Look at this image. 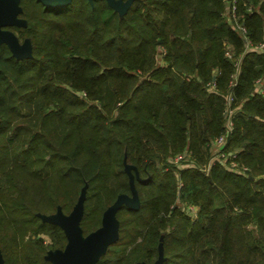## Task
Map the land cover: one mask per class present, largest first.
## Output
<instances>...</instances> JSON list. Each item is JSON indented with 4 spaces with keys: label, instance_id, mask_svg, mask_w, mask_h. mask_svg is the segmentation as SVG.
<instances>
[{
    "label": "trees",
    "instance_id": "obj_1",
    "mask_svg": "<svg viewBox=\"0 0 264 264\" xmlns=\"http://www.w3.org/2000/svg\"><path fill=\"white\" fill-rule=\"evenodd\" d=\"M20 6L26 25L9 28L29 39L31 56L0 45L4 264H53L44 255L66 237L39 215L69 213L84 184L80 226L98 228L130 194L125 164L140 205L116 211L118 239L95 264H152L160 245L161 264H264V50H245L225 1L133 0L122 14L106 0ZM237 13L252 44L262 42L264 0H238ZM224 134L219 151L245 173L209 160Z\"/></svg>",
    "mask_w": 264,
    "mask_h": 264
},
{
    "label": "water",
    "instance_id": "obj_2",
    "mask_svg": "<svg viewBox=\"0 0 264 264\" xmlns=\"http://www.w3.org/2000/svg\"><path fill=\"white\" fill-rule=\"evenodd\" d=\"M45 7H62L69 4L70 0H37ZM92 3L94 0H88ZM107 3L120 14L125 12L133 0H106ZM22 8L20 0H0V45L6 44L13 56L17 59L31 56V44L28 39L19 43L17 36L8 29L12 26H25L26 21L19 17ZM124 170L129 178L130 194L120 193L116 199L102 213L101 225L95 230L84 235L80 226L83 214L86 184L79 192L77 200L69 213L65 214L60 206L51 214H40L43 221L58 225L62 228L66 244L63 249L48 250L44 255L46 260L53 264H95L99 256L104 254L107 246L118 239V220L116 211L125 205L137 209L140 205L139 197L134 185V175L130 166L125 164ZM164 260L161 246L158 256L152 264H161ZM0 264H4L0 252ZM135 264H146L143 261Z\"/></svg>",
    "mask_w": 264,
    "mask_h": 264
},
{
    "label": "built area",
    "instance_id": "obj_3",
    "mask_svg": "<svg viewBox=\"0 0 264 264\" xmlns=\"http://www.w3.org/2000/svg\"><path fill=\"white\" fill-rule=\"evenodd\" d=\"M226 5H227V9L224 11V15L226 17V19L228 21H233L234 22V28L235 30L239 33V35H241L243 37L244 40V44H245V50H256L258 52L264 50V40L262 42H259L256 45H253L251 40L249 39V37L247 36L245 27L238 21L239 15L237 13V2L238 0H224ZM225 56L227 57H231L233 55V52L231 50V47L227 46L226 50H225ZM259 80L256 86V92L258 93H262L263 92V86L262 83L259 84ZM235 80H234V76L230 82V85H234ZM213 87V84H212ZM233 100V96L232 94H227L226 96V110H225V114H226V120H225V127H226V131H231L232 130V114H234L236 112V108L232 107L231 101ZM226 142V134L224 135H220L218 137H216L211 144V149L212 147H214L215 150V156L213 159L216 158H220L222 160V163L226 162V160L228 159L229 161V167L234 169L235 171L239 172V173H245L248 168L243 166V165H238V163L234 160V158L236 157L235 153L232 152H228V153H224V152H220L218 148H222V145ZM181 158V155H178V159ZM214 160H211V162H213ZM189 209V213L194 212V215L196 214V207L189 205L188 206Z\"/></svg>",
    "mask_w": 264,
    "mask_h": 264
},
{
    "label": "rangeland",
    "instance_id": "obj_4",
    "mask_svg": "<svg viewBox=\"0 0 264 264\" xmlns=\"http://www.w3.org/2000/svg\"><path fill=\"white\" fill-rule=\"evenodd\" d=\"M22 12V11H21ZM19 17L20 18H22L20 15H19ZM226 18V17H225ZM8 29H10V28H8ZM11 31H13V33L17 36V34L20 32L19 30H12V29H10ZM18 38V37H17ZM24 39H28L27 37L26 38H24ZM24 39H19L18 38V40H19V43H22V41L24 40ZM29 40V39H28ZM211 144H212V142H211ZM210 158L211 159H209L210 161L211 160H214L213 158H214V156H215V150H214V147H212V149H211V154H210ZM179 159H178V156H174V161H178ZM176 204H177V206L185 213V214H187V215H189V216H191V217H194L193 215H194V212H191V213H189V209H188V204H186L183 200H181V199H178L177 201H176ZM65 214H67V213H65ZM43 238L45 239V240H48V238H47V236H45V235H43ZM161 246V245H160ZM159 246V247H160Z\"/></svg>",
    "mask_w": 264,
    "mask_h": 264
},
{
    "label": "flooded vegetation",
    "instance_id": "obj_5",
    "mask_svg": "<svg viewBox=\"0 0 264 264\" xmlns=\"http://www.w3.org/2000/svg\"><path fill=\"white\" fill-rule=\"evenodd\" d=\"M71 1H72V0H70V2H71ZM70 2H69V3H70ZM42 5H43V4H42ZM43 6H44V5H43ZM62 7H64V6H62ZM48 8H52V7H48ZM155 260H156V259H155ZM155 260H154V261H155Z\"/></svg>",
    "mask_w": 264,
    "mask_h": 264
}]
</instances>
